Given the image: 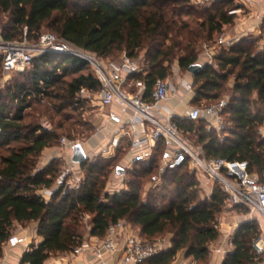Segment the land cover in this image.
<instances>
[{
    "label": "trees",
    "instance_id": "16d2710c",
    "mask_svg": "<svg viewBox=\"0 0 264 264\" xmlns=\"http://www.w3.org/2000/svg\"><path fill=\"white\" fill-rule=\"evenodd\" d=\"M231 1L217 0L203 6L202 14L199 6L187 0H77L74 4L72 0H0V17L7 20L1 35L7 42L18 37L23 40L27 29V39L37 42L46 28L104 61L123 52L140 59L139 54L145 51L149 94L156 81L168 78L176 57L184 72L199 64L196 43H212L215 35L234 23L235 13L225 10ZM192 14L202 15L198 31L182 20ZM260 41L246 39L221 48L214 58L216 64L202 65L193 76L197 87L194 105L220 101L230 78H234L233 97L225 111L233 124L228 136L222 139L204 118L195 122L175 119L186 139L203 149L205 159L247 160L250 174L264 172V136L259 135L264 127V45L260 46ZM2 68L0 56V71ZM16 74L19 77L0 91V149L7 151V155H0V256L16 224L38 223L37 233L43 240L31 246L22 263L45 264L53 255L71 254L84 242L105 237L110 226L124 221L139 230L146 241L172 236L171 248L144 264H172L180 253L197 264H208L210 247L220 238L218 215L229 200L218 185L211 198L201 199L198 177L185 164L166 168L161 183L143 199V180L151 176L153 180L166 155L167 144L162 142L149 162L133 165L137 170L125 190L106 191L120 162L126 163L128 150H119L113 158L88 159L80 165L83 176L79 188L67 191L58 184L60 160L35 170L36 162L44 150L57 143L59 134L34 119L28 122V111L39 105L66 122L79 118L91 107L90 99L78 97L80 90L95 96L100 83L85 60L50 53L35 56L28 69ZM79 125L95 129L94 124ZM15 143L20 146L12 147ZM43 190L52 191L48 201L41 194ZM85 215L91 222L84 233ZM259 238L256 224H242L232 239L233 251L223 264H261L264 256L253 248Z\"/></svg>",
    "mask_w": 264,
    "mask_h": 264
},
{
    "label": "built area",
    "instance_id": "2783aa9c",
    "mask_svg": "<svg viewBox=\"0 0 264 264\" xmlns=\"http://www.w3.org/2000/svg\"><path fill=\"white\" fill-rule=\"evenodd\" d=\"M189 3L203 7L217 0H187ZM2 26L0 23V37ZM27 29L24 32L22 43L5 42L0 45L3 51V72L6 74L21 73L28 69L32 59L40 54L50 53L61 56H76L85 60L94 70L100 83V92L95 96L86 89H81L78 97L82 99H96L97 113H102L106 122L117 128L113 132L110 142L98 152L88 155L89 159L95 157L113 158L119 150H128L126 168L137 163L149 162L155 148L162 142L167 144L166 155L162 166L178 168L185 164L197 177L202 176L211 182L212 186L218 185L234 205H241L252 213L264 217V172L250 174L247 160L229 161L222 158L205 159L201 147H196L180 130L176 118L190 122L207 119L209 128H214L218 133L225 129V111L229 100L221 99L210 105H195L189 108L185 116L178 117L166 108V103L176 97L188 98L194 94V82L185 80L175 84L170 79L158 80L148 94L146 83L147 71L145 60L131 57L123 52L120 59L115 62H106L91 53L85 52L51 32H42L38 41L33 46L27 45ZM239 41L238 37L226 39L222 36L218 46L229 48ZM206 56L209 64L213 63L214 55L210 46L205 44ZM143 75L142 78L139 76ZM94 103V102H93ZM117 105L122 112L113 109ZM107 124L103 127L106 128ZM62 145L73 149L75 141L62 139ZM69 177L67 189L79 188L81 179L73 166L65 173ZM75 182L73 186L72 183ZM77 183V184H76ZM44 198L51 196V190H43ZM90 216L85 215L84 220ZM132 226L120 221L110 226L105 237L92 238L77 247L73 255L83 251H92L95 258L104 260L120 255L116 264H144L162 251V246L146 241L134 231L127 228ZM14 240L13 237L9 242ZM254 251L264 256V237L254 242ZM221 253V250H217ZM227 252L224 251L225 255ZM28 264V263H21Z\"/></svg>",
    "mask_w": 264,
    "mask_h": 264
},
{
    "label": "rangeland",
    "instance_id": "374dc122",
    "mask_svg": "<svg viewBox=\"0 0 264 264\" xmlns=\"http://www.w3.org/2000/svg\"><path fill=\"white\" fill-rule=\"evenodd\" d=\"M77 0H72L73 4L74 2ZM214 2V1H212ZM211 2V3H212ZM232 4L225 6V10H230L232 12L235 13V21L232 25H228L225 26L223 29V32L219 35H215L212 43H207L208 46H210V50H211V54L214 55V58L216 55H218L221 51V46H218V41L222 36H225L226 39H233L236 38L238 36V32H246L243 33L241 36H238L239 41L242 40H246V39H261L260 41V46L264 45V36L259 35L258 37L256 36V33H250L249 30L250 27L248 29H245V25L249 22L251 24V22H253L254 20H256V18L254 17V12L250 10V8L248 6L250 5V0H232L231 1ZM210 3V4H211ZM218 3V2H217ZM209 5V4H208ZM199 12L203 14V7L199 8ZM201 18L202 15L200 14H192V15H184L182 17V20H184L187 23H190L191 28L194 29L195 31H198V24H200L201 22ZM264 20V19H263ZM0 23L2 26V34L5 31V26L7 23V20L4 17H0ZM248 23V24H249ZM264 31V29H262ZM42 32H51V33H55V31L53 30H49L44 28ZM238 41V42H239ZM7 41H5L3 35H1L0 37V45H2L3 43H5ZM13 42L16 43H22V40L18 37L16 38ZM36 41H31V40H27V45L29 46H33L35 45ZM205 42L203 40H200L199 42L196 43L195 47H196V53L198 55V63L201 65H205V60L206 58L204 57L205 52ZM257 46V45H256ZM258 47V46H257ZM204 53V54H203ZM122 53H113L112 56H110V58L108 60H105L106 62H115L118 61L120 59ZM0 56H3V51L2 49H0ZM140 59L146 60L145 59V51H142L139 54ZM209 63V61H208ZM212 64H216L215 61L213 60ZM170 75L168 76V79L172 80L175 84H179L180 82H183L185 80H189V81H193L194 82V77L193 75H191L189 72H184L180 66H179V58L176 57L172 64L170 65ZM20 74H6L3 72V69L0 71V91L4 90L9 84L10 82L16 78L19 77ZM233 83H234V78L231 77L227 86L224 89V92L221 95V99H226V100H231V98L233 97ZM197 95V87L194 88V94L189 96L188 98H180V97H176L174 99L176 100H181L183 101V107L185 108V110H189L190 107L195 106L193 101L195 96ZM91 99H93V102H91V107L88 108V110H86L85 112L82 113V115L78 118L75 119H71L69 121H65L63 120V118H61L60 116L54 114L52 111H47L45 110L44 107H41L39 105H35L33 108H36L35 110H30L28 111V113L30 114L29 118L27 119V121H31V120H35V122L37 124L42 125L45 128L48 129H54L56 130V132L59 134V140L57 141V143H55L51 148H48L46 150H44V152L42 153L41 157L38 159V161L36 162V168L35 170H39L41 168H43L44 163L47 164V162H51L52 160L56 159V160H60L61 161V174H60V178H59V182L58 184L60 186H63L65 188H69L72 187L71 185H69V177H65L64 173L65 171L71 166H73V168H75V172L76 174H78V180L82 179V174H81V169L79 165H74L70 159H69V155H68V151L67 148H65L62 145V139L63 138H69L73 141L76 142V144H81L87 154L88 150H90V148L92 147V144L94 141V136L97 133V126H96V122H95V118L94 115L97 113V107L96 106V99L94 97H92ZM225 129L221 132L218 133L219 136H221V138H225V136H228L231 132V130L233 129V124L231 123V121L229 119H227L225 117ZM88 124V125H93L95 127V129L93 131L90 130L89 126H84L81 127V125L79 124ZM62 125L61 129H58V127ZM78 131V132H77ZM259 135L264 136V127H261L259 129ZM12 147H19L20 144H12ZM90 147V148H89ZM0 155L1 156H5L7 155V151L6 149H0ZM88 155V154H87ZM97 157L94 158V160ZM46 166V165H45ZM119 168L124 169V173L121 175H118L117 172L113 173L107 183V192L113 193V192H119L121 190H125L126 188V184L127 182H129L130 180H133V176L132 173L137 170L135 169V167L131 166L130 168H126V163L122 164L120 162ZM165 171V169L162 166V162L160 163V168L157 171V174L154 175L153 180H151V177H148L147 179L143 180V186L141 189V194H142V198L146 199L147 194L151 191H153L155 189V187L157 185H159L161 183V179L160 176L161 174H163V172ZM138 180V179H136ZM198 180L200 182V198L201 199H209L211 198L208 197V195L205 192V187H208V190H211L212 192L214 191V186H212L211 182H209L207 179L203 178L202 176L198 177ZM81 181V180H80ZM207 181V184H206ZM75 182L77 181H73L72 185H75ZM77 184V183H76ZM73 185V186H74ZM57 186V185H56ZM240 205H234L233 203H231L229 200L226 202L225 207L223 208L222 212L218 215V220H219V225L221 228V223L222 224H226L228 230H233V229H239V227L244 224V223H254L257 225V227L259 228V232H260V238L264 237V217L261 216L258 213H252L249 209L245 208V207H239ZM90 222H91V218L87 219V220H83V231L84 233L88 231L89 227H90ZM137 231V229H135ZM170 234H166L163 236H159L155 239H152L151 242L153 243H157V244H162L164 241L168 240V238H170ZM261 264H264V260Z\"/></svg>",
    "mask_w": 264,
    "mask_h": 264
},
{
    "label": "crops",
    "instance_id": "0c3cea01",
    "mask_svg": "<svg viewBox=\"0 0 264 264\" xmlns=\"http://www.w3.org/2000/svg\"><path fill=\"white\" fill-rule=\"evenodd\" d=\"M250 5L248 6L251 11L254 12V17L256 20L251 22V24L247 23L245 25V29L250 27V33H256V36L259 35L264 36V0H250ZM243 33L246 32H238V36H241ZM237 36V37H238ZM204 54V53H203ZM206 58V53L204 54ZM209 59L206 58L205 64L208 63ZM234 84V83H233ZM183 101H179L176 99H171L169 102L166 103V108L171 110L175 116L182 117L185 116L187 111L183 107ZM114 110L122 112V109L114 105ZM95 122L97 123L96 126L98 128L96 135L94 136V141L90 150H88L87 154H94L98 152L102 147L106 146L110 140L112 139L113 132L117 131L115 126L106 122V119L102 113H96L94 115ZM106 128H103L105 125ZM69 159L73 156V149H67ZM48 164V162H47ZM44 163V166L47 165ZM207 184V181H206ZM208 185V184H207ZM212 190V189H211ZM208 190V187H205V192L210 197L212 195V191ZM43 192V191H42ZM51 196L46 197L45 199L48 201ZM90 229V227H89ZM38 223L32 222L26 226H21L16 224L14 232H13V239L12 241L6 242L2 247V254L0 256V264H21L23 260V256L26 252H28L31 246H37L42 242V238L38 236ZM238 229L228 230L226 224L221 223L220 228V238L218 241L211 245L210 247V256L208 264H223L225 257L228 253L233 251V244L232 239ZM127 231L132 232L134 231L136 234H139V230H135L133 227L127 228ZM171 238L164 241L162 246L163 250H168L171 248ZM217 250H221V253ZM226 251L227 253L224 255L223 252ZM120 255H117L114 258L107 257L104 260H98L95 258L92 251H83L79 255L73 254H56L51 256L45 264H116ZM172 264H197L193 259H186L183 254H178L175 261Z\"/></svg>",
    "mask_w": 264,
    "mask_h": 264
},
{
    "label": "water",
    "instance_id": "95a60500",
    "mask_svg": "<svg viewBox=\"0 0 264 264\" xmlns=\"http://www.w3.org/2000/svg\"><path fill=\"white\" fill-rule=\"evenodd\" d=\"M203 69V66L200 65V64H195V65H192L189 69H188V72L195 76L200 70ZM89 159L88 155L86 154L83 146L81 144H76L74 147H73V156L71 158V162L74 164V165H81L83 164L84 162H86L87 160ZM124 173V169L122 168H118L117 169V174L118 175H121ZM69 189H67L68 191Z\"/></svg>",
    "mask_w": 264,
    "mask_h": 264
}]
</instances>
